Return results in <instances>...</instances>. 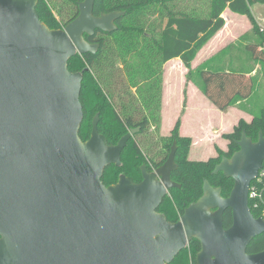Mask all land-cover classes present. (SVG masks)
I'll return each instance as SVG.
<instances>
[{"label": "water", "instance_id": "95a60500", "mask_svg": "<svg viewBox=\"0 0 264 264\" xmlns=\"http://www.w3.org/2000/svg\"><path fill=\"white\" fill-rule=\"evenodd\" d=\"M38 1L0 0V264H168L192 238L200 243L196 264H264V249L246 251L264 232L248 202L264 161L262 130L255 141L242 130L239 148L214 166L233 179L229 195L204 179L176 222L157 211L180 187L171 178L175 140L160 166H140V182L121 174L105 185V168L121 165L139 128L108 144L96 113L83 141V72L70 71L68 60L95 53L99 44L85 35L114 30L124 12L94 15L95 0H82L77 16L55 29L39 18Z\"/></svg>", "mask_w": 264, "mask_h": 264}, {"label": "trees", "instance_id": "16d2710c", "mask_svg": "<svg viewBox=\"0 0 264 264\" xmlns=\"http://www.w3.org/2000/svg\"><path fill=\"white\" fill-rule=\"evenodd\" d=\"M82 0H39L36 12L50 28H62L78 14V2ZM264 4V0H95L93 14L123 11L115 19L116 28L109 32L96 30L85 35L90 43H98L95 53L76 54L68 60V69L82 71L83 80L80 102L83 120L79 129L80 138H89L92 119L99 114L98 131L108 144H115L131 128H139L121 152V165L105 168L101 180L105 185L115 183L121 174L133 182H140V166L145 163L148 170L160 166L167 158L173 141H176L174 160L177 168L171 178L180 184L169 190L157 211L165 214L170 222L179 220L184 208L196 201L203 193V181L222 188L227 197L233 179L222 172L212 173L222 156L230 157L239 146L236 141L242 130L257 140L258 132L264 134V109L250 121L240 120L228 139V151L205 161L188 158L191 139L181 136L178 123L169 136H158L161 121L162 65L179 58L188 68L199 50L225 25L222 16L225 9L245 15L253 20L252 6ZM261 45L264 46V36ZM254 59L264 61V50L257 44L246 45ZM202 92L219 110L228 108L236 99L249 98L254 90L251 75L245 72L226 71L221 68L201 67L197 70ZM264 170V161L262 164ZM264 199V188H262ZM249 200L254 216L260 211ZM224 227L232 223L231 210L223 214ZM200 243L192 238L187 247L179 251L168 264H196ZM264 249V232L255 236L248 244V253Z\"/></svg>", "mask_w": 264, "mask_h": 264}, {"label": "rangeland", "instance_id": "374dc122", "mask_svg": "<svg viewBox=\"0 0 264 264\" xmlns=\"http://www.w3.org/2000/svg\"><path fill=\"white\" fill-rule=\"evenodd\" d=\"M253 20L225 9L224 29L216 33L197 53L191 63L190 78L179 59L165 62L162 69L161 121L158 136H169L178 123L181 136L191 139L188 158L205 161L218 152L228 151V139L240 121H250L264 109V61L254 59L247 43L257 44L264 36V4L251 8ZM201 67L221 68L226 71L251 75L254 90L248 99H236L225 110H218L202 92L197 70ZM201 91V92H200ZM211 103V104H210Z\"/></svg>", "mask_w": 264, "mask_h": 264}, {"label": "built area", "instance_id": "2783aa9c", "mask_svg": "<svg viewBox=\"0 0 264 264\" xmlns=\"http://www.w3.org/2000/svg\"><path fill=\"white\" fill-rule=\"evenodd\" d=\"M262 188H264V170L260 169L257 177L249 185L248 202L250 199L254 201L253 206L259 209L260 216L264 219Z\"/></svg>", "mask_w": 264, "mask_h": 264}, {"label": "crops", "instance_id": "0c3cea01", "mask_svg": "<svg viewBox=\"0 0 264 264\" xmlns=\"http://www.w3.org/2000/svg\"><path fill=\"white\" fill-rule=\"evenodd\" d=\"M223 29H224V27H223ZM223 29H221L220 31H222ZM220 31H219V33H220ZM218 33V34H219ZM175 59H179V58H174V59H171V60H169V61H172V60H175ZM180 60V59H179ZM181 61V60H180ZM168 62V61H167ZM201 92V91H200ZM248 99V98H247ZM211 104V103H210ZM211 105H213V104H211ZM219 110V109H218ZM225 110V109H224Z\"/></svg>", "mask_w": 264, "mask_h": 264}, {"label": "flooded vegetation", "instance_id": "af4514ba", "mask_svg": "<svg viewBox=\"0 0 264 264\" xmlns=\"http://www.w3.org/2000/svg\"><path fill=\"white\" fill-rule=\"evenodd\" d=\"M148 169V168H147ZM149 171H152V170H149Z\"/></svg>", "mask_w": 264, "mask_h": 264}]
</instances>
